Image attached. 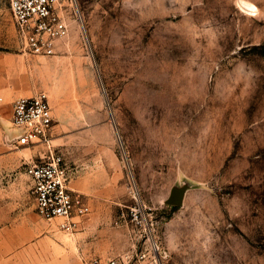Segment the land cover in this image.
<instances>
[{
	"label": "rangeland",
	"instance_id": "obj_1",
	"mask_svg": "<svg viewBox=\"0 0 264 264\" xmlns=\"http://www.w3.org/2000/svg\"><path fill=\"white\" fill-rule=\"evenodd\" d=\"M65 2L38 91L100 198L81 222L103 255L264 264V0Z\"/></svg>",
	"mask_w": 264,
	"mask_h": 264
},
{
	"label": "crops",
	"instance_id": "obj_2",
	"mask_svg": "<svg viewBox=\"0 0 264 264\" xmlns=\"http://www.w3.org/2000/svg\"><path fill=\"white\" fill-rule=\"evenodd\" d=\"M33 54L19 40L10 0H0V264H84L92 256L108 257L103 255L107 251L101 233L92 226L96 219L81 222L100 198L88 176L66 158L69 188L82 197L90 212L73 217L80 221L73 233L61 230L63 218L48 222L37 212L34 183L26 168L41 161V150L19 145V129L13 125L15 100L40 92ZM57 125L54 122V130Z\"/></svg>",
	"mask_w": 264,
	"mask_h": 264
},
{
	"label": "built area",
	"instance_id": "obj_3",
	"mask_svg": "<svg viewBox=\"0 0 264 264\" xmlns=\"http://www.w3.org/2000/svg\"><path fill=\"white\" fill-rule=\"evenodd\" d=\"M65 0H10V8L21 43L36 55L50 56L56 52L57 41L69 34L64 10ZM73 4V3H72ZM13 125L19 129V145L44 144L40 162L27 164L37 202V212L44 218H63L62 230L75 232L80 221L90 212L82 197L69 188L70 169L65 157L52 144L54 115L45 92L18 97L14 102ZM145 252L129 250L118 256H92L84 264H151Z\"/></svg>",
	"mask_w": 264,
	"mask_h": 264
},
{
	"label": "water",
	"instance_id": "obj_4",
	"mask_svg": "<svg viewBox=\"0 0 264 264\" xmlns=\"http://www.w3.org/2000/svg\"><path fill=\"white\" fill-rule=\"evenodd\" d=\"M183 199V191L180 189L173 190L167 202L171 204H181Z\"/></svg>",
	"mask_w": 264,
	"mask_h": 264
}]
</instances>
